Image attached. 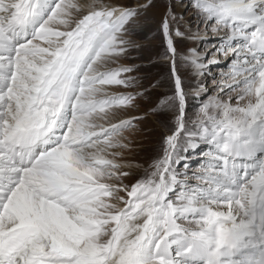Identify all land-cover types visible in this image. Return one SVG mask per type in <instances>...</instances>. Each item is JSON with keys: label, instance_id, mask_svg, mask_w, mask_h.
<instances>
[{"label": "snow or ice", "instance_id": "snow-or-ice-1", "mask_svg": "<svg viewBox=\"0 0 264 264\" xmlns=\"http://www.w3.org/2000/svg\"><path fill=\"white\" fill-rule=\"evenodd\" d=\"M159 8L0 0V264H264V0Z\"/></svg>", "mask_w": 264, "mask_h": 264}, {"label": "rangeland", "instance_id": "rangeland-1", "mask_svg": "<svg viewBox=\"0 0 264 264\" xmlns=\"http://www.w3.org/2000/svg\"><path fill=\"white\" fill-rule=\"evenodd\" d=\"M177 4V14L178 15H185L181 9L179 8L180 0H174ZM169 3V0H158V4L160 6L159 10L162 12L164 6ZM184 3H187V0H184ZM195 29V25H193V30ZM152 33L148 34V39L144 42L145 43V50L140 53H133L134 57H139L137 59L129 60V61H122V63H135L141 65V72L139 75L141 77H150L156 78L158 76L167 75V69L163 65H154L152 62H156L158 60L157 52L161 51L160 47V40L159 38L153 39ZM192 42L187 41L185 42V46H182V50H186L187 47H191ZM212 73L219 76V69L213 67ZM182 76L187 79L189 76L192 78V83L195 84L196 80L198 79L195 75L191 67L182 68ZM154 82V79H153ZM204 83L206 87L209 89V95H212V88L214 87L212 77L208 76L204 79ZM123 90V89H119ZM196 101L189 100V112L190 114H194L196 111ZM142 112H131L129 115H140ZM142 131L138 132L134 139V152L129 156L134 163L141 164L143 167L138 169H133L134 177L133 181H125L126 183L134 182V179L143 175L144 168H147L148 165L152 161V157L159 151L160 146V138L162 133V128L160 127L159 123L152 118L146 121L142 126Z\"/></svg>", "mask_w": 264, "mask_h": 264}]
</instances>
